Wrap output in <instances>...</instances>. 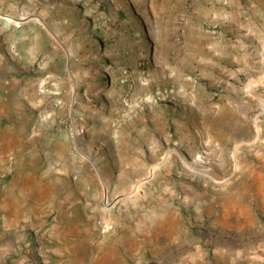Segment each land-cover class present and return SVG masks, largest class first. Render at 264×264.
I'll use <instances>...</instances> for the list:
<instances>
[{"label":"rangeland","instance_id":"374dc122","mask_svg":"<svg viewBox=\"0 0 264 264\" xmlns=\"http://www.w3.org/2000/svg\"><path fill=\"white\" fill-rule=\"evenodd\" d=\"M156 1L0 0V264H264V15Z\"/></svg>","mask_w":264,"mask_h":264},{"label":"crops","instance_id":"0c3cea01","mask_svg":"<svg viewBox=\"0 0 264 264\" xmlns=\"http://www.w3.org/2000/svg\"><path fill=\"white\" fill-rule=\"evenodd\" d=\"M251 1V0H250ZM249 0H158L156 2H162L159 8L160 15L158 17L162 19L161 26L165 28L162 31L164 34L183 35L184 41L181 46L182 57L186 59L189 64V73L196 70V32L204 33L207 29L215 27L217 19V7L221 12L226 13L227 18H234L236 12L233 9H241V12H246L251 9ZM256 4H259V9L264 15V6L260 7V2L264 0H253ZM224 5V6H223ZM187 11L184 12L183 9ZM183 10V11H182ZM159 26V25H158ZM208 31V30H207ZM159 33V32H157ZM243 59L248 61V55L244 54ZM262 63H264L262 61ZM182 78V77H181ZM184 80V78H183Z\"/></svg>","mask_w":264,"mask_h":264},{"label":"built area","instance_id":"2783aa9c","mask_svg":"<svg viewBox=\"0 0 264 264\" xmlns=\"http://www.w3.org/2000/svg\"><path fill=\"white\" fill-rule=\"evenodd\" d=\"M175 91L174 89L171 90H166L163 93H158V95L156 96V101L158 102H172L175 100Z\"/></svg>","mask_w":264,"mask_h":264}]
</instances>
